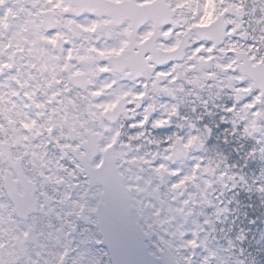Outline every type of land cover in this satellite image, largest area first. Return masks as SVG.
Segmentation results:
<instances>
[{"label": "snow or ice", "instance_id": "snow-or-ice-1", "mask_svg": "<svg viewBox=\"0 0 264 264\" xmlns=\"http://www.w3.org/2000/svg\"><path fill=\"white\" fill-rule=\"evenodd\" d=\"M209 5L216 12L212 20ZM132 7L135 11L128 15L107 0H17L14 11L7 0H0V244L8 237L26 252L47 195L38 192V181L62 184L63 173L79 189L78 173L86 172L109 189L104 209L91 221L96 229L94 243L103 249L109 264H129L117 257L133 247L141 257L134 264H149L129 223L117 172L127 159L118 161L122 154L116 147L127 127L144 133L137 142L150 138L154 129L160 137L156 146L165 158L175 151L169 135L172 119L168 113L154 115L155 98L148 99L150 85L176 99L185 91V81L194 83L187 79L189 74L211 87L215 64V69L231 74L237 95L244 94L238 104L230 101L224 112L231 115L243 107L248 119L241 126L250 121L253 128L257 122L264 124V33L259 39L253 33L244 49L248 55H238L250 31L242 20L244 0H135ZM255 22L264 25V8ZM182 48L190 49L185 77L175 70H161V65L170 67L169 61ZM220 56L225 62H216ZM97 75L103 80H97ZM123 79H136L143 91L119 90ZM178 84L180 88L175 87ZM122 100L127 101L130 115L126 124L113 127ZM172 112L179 115L177 105ZM72 153L79 159L70 161L69 173L62 161ZM50 154H59L53 161L54 181V170L46 164ZM163 161L158 158L150 167L159 172L165 169ZM172 175L181 173L174 170ZM185 180L172 187L179 188ZM189 208L193 205L186 201L184 211ZM208 223L205 220L203 225ZM198 239L196 230L186 239V264L194 261Z\"/></svg>", "mask_w": 264, "mask_h": 264}, {"label": "clouds", "instance_id": "clouds-1", "mask_svg": "<svg viewBox=\"0 0 264 264\" xmlns=\"http://www.w3.org/2000/svg\"><path fill=\"white\" fill-rule=\"evenodd\" d=\"M247 28L251 30L245 35L238 55H248L244 49L247 41L253 39V33L257 39L264 33V25H257L255 21ZM189 52L190 49L182 48L169 61V68L159 67L175 70L184 78ZM216 62H225V57H218ZM171 65H175L174 69ZM212 67L216 75L211 87H205L202 78L196 82V74H189L187 79L194 83L188 85L185 81V91L178 93L176 99L151 85L148 89L152 93L148 99L155 98L154 115L168 113L172 119L169 135L175 151L167 158L156 146L160 137L154 129L150 138L137 142V136L143 137L144 133L125 127L116 147V152L122 154L118 161L127 159L117 172L120 189L126 197L129 223L138 234L149 264H186L185 234L189 228L182 221L189 213L195 214L197 220L209 222L207 230L203 223L195 224L198 234H204L199 236L201 250L192 264H264V190H261L264 189V124L257 122L253 128L250 121L247 126H241L248 119L243 107L231 115L224 112L230 101L238 104L244 94L237 95L233 90L230 73L215 69V64ZM96 79L103 80V76L97 75ZM162 82L157 81V86ZM118 88L131 93L143 91L136 79H123ZM126 104V100L121 101L119 121L113 127L127 123L130 113ZM135 104L139 110L140 102ZM174 104L179 115L172 112ZM222 123L223 128L219 127ZM237 126H241L239 131ZM58 157L59 154H50L46 162L54 170L53 181L57 169L53 161ZM74 157L79 159L72 153L62 161L69 173ZM158 158H164L165 163V169L159 172L150 167ZM174 170H179L181 176L174 178ZM61 175L64 176L62 184L38 181V192L47 195L42 199L44 210L32 239V254L21 252L14 240L4 237L0 244V264H17V261L21 264L29 261L31 264H109L103 249L92 239L95 226L91 223L105 207L108 187L85 172L78 173L80 188L77 189L74 179ZM181 178H186L185 184L173 188ZM186 201L193 205L187 212L184 211Z\"/></svg>", "mask_w": 264, "mask_h": 264}, {"label": "flooded vegetation", "instance_id": "flooded-vegetation-1", "mask_svg": "<svg viewBox=\"0 0 264 264\" xmlns=\"http://www.w3.org/2000/svg\"><path fill=\"white\" fill-rule=\"evenodd\" d=\"M107 2L117 6L122 12H125L128 15L133 14L135 11V9L132 7V5L135 3V0H107ZM7 3L10 7H13L14 11L16 10L17 0H7ZM241 198L242 199L244 198L243 194H242ZM253 199H255V197H253ZM169 211H171V210L169 209ZM177 219H179V218H177ZM253 219H255V218L253 217ZM182 222L185 223L186 226H188V228H189V230L185 234V239H187L189 236H191L192 230H196L195 224L203 223L202 221L197 220L195 214H193V213H189L187 219L183 220ZM204 228H205V230H207L208 225H204ZM95 231H96V229H95ZM203 234L204 233H199L198 235L203 236ZM197 243L199 244V247H197L195 249V253H198L201 250L199 239L197 240ZM32 248H33V242L30 241L26 245V253L31 255L32 254ZM193 259L196 260L197 256L195 255L193 257Z\"/></svg>", "mask_w": 264, "mask_h": 264}, {"label": "rangeland", "instance_id": "rangeland-1", "mask_svg": "<svg viewBox=\"0 0 264 264\" xmlns=\"http://www.w3.org/2000/svg\"><path fill=\"white\" fill-rule=\"evenodd\" d=\"M244 2L246 3L247 7L242 10V12L244 13L242 15V20L245 22L244 27L247 28V22H254L256 18L260 16V10L261 8H264V0H244ZM213 3H215V0H213ZM237 3H240V0H237ZM207 13L210 20L214 19L216 16L215 9L212 5H209V7L207 8Z\"/></svg>", "mask_w": 264, "mask_h": 264}, {"label": "water", "instance_id": "water-1", "mask_svg": "<svg viewBox=\"0 0 264 264\" xmlns=\"http://www.w3.org/2000/svg\"><path fill=\"white\" fill-rule=\"evenodd\" d=\"M117 258L122 261L129 262V264H134V262L140 259L141 257L138 254L137 250L133 247V248H128L125 252L121 253Z\"/></svg>", "mask_w": 264, "mask_h": 264}]
</instances>
